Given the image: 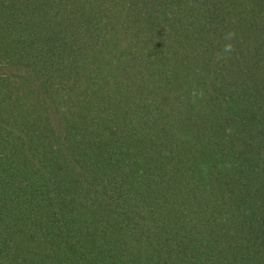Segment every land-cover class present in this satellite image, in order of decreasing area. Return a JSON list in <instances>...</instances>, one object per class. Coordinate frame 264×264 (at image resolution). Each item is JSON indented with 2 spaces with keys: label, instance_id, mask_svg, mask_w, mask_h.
<instances>
[{
  "label": "trees",
  "instance_id": "trees-1",
  "mask_svg": "<svg viewBox=\"0 0 264 264\" xmlns=\"http://www.w3.org/2000/svg\"><path fill=\"white\" fill-rule=\"evenodd\" d=\"M0 264H264V0H0Z\"/></svg>",
  "mask_w": 264,
  "mask_h": 264
}]
</instances>
